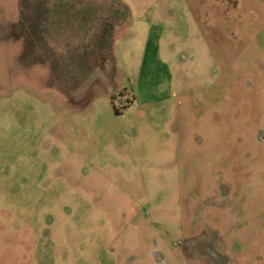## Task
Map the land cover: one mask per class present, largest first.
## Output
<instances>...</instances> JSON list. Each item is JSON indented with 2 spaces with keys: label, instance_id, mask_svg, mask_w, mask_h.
I'll return each instance as SVG.
<instances>
[{
  "label": "rangeland",
  "instance_id": "1",
  "mask_svg": "<svg viewBox=\"0 0 264 264\" xmlns=\"http://www.w3.org/2000/svg\"><path fill=\"white\" fill-rule=\"evenodd\" d=\"M53 1L0 0V264H264V26L75 46Z\"/></svg>",
  "mask_w": 264,
  "mask_h": 264
},
{
  "label": "crops",
  "instance_id": "2",
  "mask_svg": "<svg viewBox=\"0 0 264 264\" xmlns=\"http://www.w3.org/2000/svg\"><path fill=\"white\" fill-rule=\"evenodd\" d=\"M67 1H69L68 7ZM53 4L56 6V21L62 9L70 10L74 22L70 25L74 29L72 33L74 37L71 36V40L72 45L75 46H78V39H81L79 35L81 37L83 31L81 28L78 34L76 24L82 23L87 26L88 21H94L89 31L93 36H98L93 31L95 21L99 20L109 21L102 22L98 26L99 32H105L110 27L123 30L130 27L134 30L133 35L143 33L148 37L146 46L155 52H161L162 37L165 35L176 37L182 34H192L189 27L188 31L181 34L172 30L179 29V27L174 25L175 22L170 23L169 21L182 19L194 21L199 40L201 39L205 45L215 44V40L209 38V36H214V29L218 27L223 29L225 21L229 23L233 21L234 7L240 11L242 16L249 18L245 25L248 31L251 30L257 34L258 27L264 26V0H54ZM123 19L130 22H123ZM118 20L121 21L118 22ZM164 61L168 66L169 62Z\"/></svg>",
  "mask_w": 264,
  "mask_h": 264
},
{
  "label": "trees",
  "instance_id": "3",
  "mask_svg": "<svg viewBox=\"0 0 264 264\" xmlns=\"http://www.w3.org/2000/svg\"><path fill=\"white\" fill-rule=\"evenodd\" d=\"M116 109H117V111H118V112H120V111H121L120 107H119V108L117 107Z\"/></svg>",
  "mask_w": 264,
  "mask_h": 264
}]
</instances>
